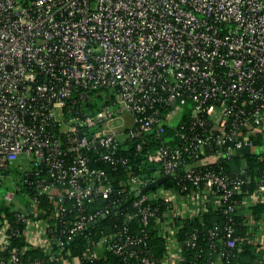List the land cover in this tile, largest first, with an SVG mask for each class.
Returning a JSON list of instances; mask_svg holds the SVG:
<instances>
[{"label": "built area", "instance_id": "2783aa9c", "mask_svg": "<svg viewBox=\"0 0 264 264\" xmlns=\"http://www.w3.org/2000/svg\"><path fill=\"white\" fill-rule=\"evenodd\" d=\"M143 145L154 148L140 177L128 153ZM255 147L264 149V0H0V189L14 170L32 188L24 209L6 204L17 181L14 192L0 191V249L8 250L0 264H40L10 247L21 226L46 240L22 249L48 253L129 196L126 224L96 244L116 264H158L146 244L151 225L166 241L161 263L169 252L186 262L173 221L208 208L224 222L204 238L191 229L188 264H234L232 250L264 245L263 215L249 212L264 203V152ZM92 161L127 177L115 187ZM44 194L54 198L52 220L37 209ZM97 200L109 203L88 211ZM237 210L246 236L235 231Z\"/></svg>", "mask_w": 264, "mask_h": 264}, {"label": "trees", "instance_id": "16d2710c", "mask_svg": "<svg viewBox=\"0 0 264 264\" xmlns=\"http://www.w3.org/2000/svg\"><path fill=\"white\" fill-rule=\"evenodd\" d=\"M93 106L96 108L97 104ZM168 131L171 132V129L168 128ZM168 131H166V135L169 133ZM152 148H154V146L151 147L143 145L138 152H134V148L129 146L128 157L130 158L131 171L134 174L139 175L140 177H145L148 174L150 168L152 167L150 161L148 160V153ZM123 150L124 149H122L121 152ZM249 160L251 161L250 157ZM90 164L96 167L104 168L109 173L111 182L115 187L121 186V180L125 179L128 174L126 170L119 169L118 171H112L111 167L107 166V164L103 162L92 161ZM19 179L22 181L24 178L21 177ZM164 185L170 187L172 185L171 179L167 180ZM18 191L27 193L29 196L32 195V188L30 189L28 186H25V184L20 186ZM131 198H133V196L127 197L126 200H122L117 206L111 205L108 212H106L104 216H98V218H96L93 223L89 224L85 230L67 238L64 240L62 245L55 244L53 249L48 253L40 248L22 249L26 244L23 232H21L23 231L22 226L20 228L21 231L19 236L10 237V247H17L21 257L25 260H37L40 264H68V260L72 261V259L76 257L81 258L84 254L90 252L91 250L97 251L96 244L102 235L115 232L126 224L124 214L127 211L126 206ZM53 200L54 198L52 194H44L40 197L37 204V209L46 213L50 220H52L53 215ZM107 203H109V201L97 200L87 202V210L94 211L95 209H101L102 206ZM66 205H68V202H66ZM249 212L255 219L262 217V214L264 213V203H255L249 208ZM11 214L12 213H4V217H8L10 219ZM1 215L2 212H0V219L2 218ZM233 220L236 233L241 236H246V234H248V225L244 224L240 211L237 210L233 214ZM70 221L71 218L68 216L65 218L60 217L57 221L59 232L60 229L64 230L65 226H69ZM173 222L176 226L175 237L180 244V254L186 257V262H180V264H188V261L192 256V250L186 246L185 240L191 229L195 227L199 231H202L201 236L204 238L206 237L205 230L210 228L214 222L223 223L224 217L221 216L217 210L208 208V210L201 212L194 218H175ZM128 225L134 232L139 230V224L136 219L131 220ZM148 233L146 241L147 248L152 253L154 258L157 259L158 264H160L166 253V241L163 237L157 234V228L155 225H151L149 227ZM102 248L104 249V247ZM258 250L259 249L257 247L254 248V246L245 243L240 250H232L231 259L234 264H250L255 261L254 257H256V252ZM54 253H56V257H53ZM0 254L2 256H7L8 250L0 249ZM117 261V256L110 252H106L105 249L104 251L102 249H98L97 256L93 262L83 261L80 264H116Z\"/></svg>", "mask_w": 264, "mask_h": 264}, {"label": "rangeland", "instance_id": "374dc122", "mask_svg": "<svg viewBox=\"0 0 264 264\" xmlns=\"http://www.w3.org/2000/svg\"><path fill=\"white\" fill-rule=\"evenodd\" d=\"M176 122H177V118H174L171 120L170 124L172 125V124H175ZM254 150L260 151V153L264 152V149L262 147H255ZM19 163L20 165H22V167L26 166V161L24 160L23 156H21ZM12 166H15V164L13 163ZM19 176H20V172L16 170L9 173L8 177L5 178V180L3 181V185L1 186V189H0L1 193H4L6 191H9L12 193L15 191V184L13 183V180L17 181L18 190H19V187L21 186L20 183L18 182ZM18 190H16V192L14 193L13 201L7 202L6 204H8L11 208L24 209L25 206L30 204V196L29 194L24 193L22 191L19 192Z\"/></svg>", "mask_w": 264, "mask_h": 264}, {"label": "crops", "instance_id": "0c3cea01", "mask_svg": "<svg viewBox=\"0 0 264 264\" xmlns=\"http://www.w3.org/2000/svg\"><path fill=\"white\" fill-rule=\"evenodd\" d=\"M262 215H263V219H264V213ZM33 216H34L33 219H35L34 221H38L39 223H42V217H43L42 213H36ZM23 235H24L25 240H27V241L29 240L28 243L29 242L34 243L35 241L36 242L37 241L46 242L43 234H41L40 232H37V234L35 236H33L32 232L26 231ZM2 236L3 235H2V232L0 230V245L2 243ZM251 246H254V248L257 247V245H251ZM257 248L259 250L256 252L257 255H256V257H254V260L259 261V262H264V245H261L260 248L259 247H257ZM96 249H97L96 253H98V249H102L104 251V249L102 247L101 248L97 247ZM160 264H180V262L178 261V258H177V253L176 252H173V253L169 252L168 256L165 258L164 262H162Z\"/></svg>", "mask_w": 264, "mask_h": 264}, {"label": "water", "instance_id": "95a60500", "mask_svg": "<svg viewBox=\"0 0 264 264\" xmlns=\"http://www.w3.org/2000/svg\"><path fill=\"white\" fill-rule=\"evenodd\" d=\"M31 177V175L29 176ZM168 176L167 175H164L158 179H156V181L154 183H150L149 185L143 187L140 192H147L149 191L150 189H153L156 185H160L165 179H167ZM139 192H137L136 194H138ZM53 257H56V253L53 254Z\"/></svg>", "mask_w": 264, "mask_h": 264}]
</instances>
